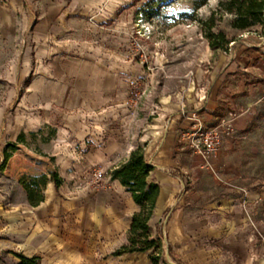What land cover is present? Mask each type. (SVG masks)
Masks as SVG:
<instances>
[{"label": "rangeland", "instance_id": "rangeland-1", "mask_svg": "<svg viewBox=\"0 0 264 264\" xmlns=\"http://www.w3.org/2000/svg\"><path fill=\"white\" fill-rule=\"evenodd\" d=\"M0 1L11 11L0 35V194L21 202L26 198L22 176L58 172L61 186L50 182L45 195L50 201V188H56L55 201L61 209L68 205L71 228L67 235L58 233L56 248L68 242L79 252L69 264H153V250L116 255L128 243V217L118 233L100 219V187L117 191L111 176L115 165L100 162V138L123 141V158L138 147L145 150L150 139L159 140L155 118L168 105L199 95L198 72L204 71L210 84L212 72L223 69L220 58L232 53V40L244 39L234 36L232 16H218L214 29L231 40L225 50L210 45L202 23L221 0H209L196 12L195 0H100V16L73 14L74 0ZM98 5L90 6L98 11ZM236 81L227 80L226 88ZM230 103L223 104V118L235 110ZM256 112L216 155L220 177L196 157L189 138L175 151L182 153L177 170L184 182L183 214L212 221L216 216L217 222L245 215L252 234L248 263L264 264V109ZM229 119L213 121L233 124ZM18 129L25 140L9 150L11 158L2 167L7 143L17 141ZM100 169L105 177L97 183L93 175ZM80 192L84 198L73 200ZM121 206V214L125 207L134 209L125 200ZM44 208L47 216L48 204ZM166 216H159L163 233ZM41 235V251L47 254V235ZM161 239L160 264H247V253L239 245L234 251L227 235L198 238L186 256ZM8 251L0 254V264L16 263L18 251Z\"/></svg>", "mask_w": 264, "mask_h": 264}, {"label": "crops", "instance_id": "crops-1", "mask_svg": "<svg viewBox=\"0 0 264 264\" xmlns=\"http://www.w3.org/2000/svg\"><path fill=\"white\" fill-rule=\"evenodd\" d=\"M94 2L99 4L98 11L90 6L94 5ZM1 8H4L5 11ZM9 10V8L3 7L0 1V35L7 29L8 19L5 17L11 12ZM71 12L86 15L95 13L100 16V0H74ZM3 15L4 18H2ZM234 30V36L244 39L234 38L232 40V53L219 60V64H223V69L220 72L215 70L212 72V76L208 77V82H210L208 85L204 71L202 73L198 72L199 95L196 94L193 99L182 98L175 104L168 105L166 112H162L155 118L161 127L162 136L157 141L150 139L144 143L146 159L154 166L149 180L155 181L161 186L154 215L150 220L153 235L161 238L165 237V240H168L167 247L177 245L182 256L187 255L185 251L188 250V246H193L198 238L205 236L218 240L224 235L230 238L234 251L237 250L239 245L241 252L245 251L244 254H246L248 252L249 235H252L245 215H240V217L226 215L225 222H217L216 216H214L215 220L212 221L213 218H194L191 214L186 217L183 214L185 204L182 189L184 182L177 170L179 156L182 153H176L175 151L182 144L184 138H189L191 141V134L197 124L196 121L187 116L191 111L198 112L202 123L207 128L221 124L214 122V118L224 120L231 117L229 120L234 121L235 130V128H246L256 115V111L264 109V25H257L245 30ZM17 78L18 73L12 77V80ZM233 78L238 80L234 88H232V85L226 88V81L233 80ZM2 91L3 89L0 86V95ZM231 91L233 93H230ZM236 94H240L238 98L235 97ZM240 100L244 102L245 106H241ZM230 101L235 110L229 112V117L225 115L223 118L220 115L224 114L223 104ZM238 101L240 104L237 103ZM22 132L24 131L18 129L14 135L18 138ZM232 139L233 135L231 134L225 139L223 147L231 144ZM100 141V162L115 165L112 168L127 161L132 153V151H129L128 154L124 155V158L122 157L123 141L118 142L114 139L105 141L104 138H100ZM119 150H121V153ZM119 157L122 160L119 164H116L117 161L114 160ZM196 157H201L200 160L211 168L213 175L220 177L216 156L209 160H205L200 154H197ZM114 182L117 184L116 192H109L106 189L107 186L100 187V200L103 203L102 205L100 203V219L104 223H111V231L118 233L121 230L122 218L128 217V228H130L131 218L139 208L131 193L121 184L120 180L115 179ZM55 196H57L56 188H50L51 200L48 201L46 198L44 202L35 207L28 203L27 198L18 202L3 193L0 194V254L12 249L28 257L40 256L42 264H69L72 263V260H77L79 252H73L74 247H71L70 243L65 242L60 249L56 248L58 233L60 237L63 234L67 235L71 227L68 221L69 218H67L68 205L65 204V209H61L58 205L60 201H55ZM82 198H84V195L80 192L78 196L75 195L73 200L78 201ZM122 200L129 204V208L133 204L134 209L132 212L127 211V207H125L123 214H121ZM53 202L54 204H52ZM46 204H48L47 216L44 213ZM216 207L222 208L221 205ZM58 210L62 213L60 216L57 214ZM227 213H229L228 210ZM163 214H167L164 219V233L161 230L163 222L159 219V216ZM45 226L48 228L46 229ZM41 232H43L44 238L47 235L49 247L47 254L41 251ZM249 256V253L245 256L247 264H249ZM15 258L17 260L15 264H19L20 258L18 256Z\"/></svg>", "mask_w": 264, "mask_h": 264}, {"label": "trees", "instance_id": "trees-1", "mask_svg": "<svg viewBox=\"0 0 264 264\" xmlns=\"http://www.w3.org/2000/svg\"><path fill=\"white\" fill-rule=\"evenodd\" d=\"M208 1L195 0L194 12L207 4ZM226 14L232 16L230 26L234 29L245 30L257 25H264V0H221L218 9L212 12L209 19L202 22L213 48L227 50L231 42L224 30L214 31L217 27L218 16L222 18ZM24 140L25 133L22 132L17 141L7 143L2 167L11 158L9 150L15 151L17 144ZM153 169L154 166L147 161L144 150L138 147L132 151L127 161L111 170L112 178L120 180L121 184L131 193L139 208L131 218V225L127 232L128 243L116 251V255L153 250L150 255L153 264H160V258L164 250L162 239L160 236L153 235V229L150 225L161 192L160 184L149 180ZM50 182H54L56 188L61 186L62 179L59 177L58 172L53 173L51 176L38 174L21 177L20 183L26 191V198L30 205L36 207L46 200L45 191ZM16 256L20 258L19 264H42L40 256L28 257L18 252Z\"/></svg>", "mask_w": 264, "mask_h": 264}, {"label": "built area", "instance_id": "built-area-1", "mask_svg": "<svg viewBox=\"0 0 264 264\" xmlns=\"http://www.w3.org/2000/svg\"><path fill=\"white\" fill-rule=\"evenodd\" d=\"M187 116L197 123L191 134V146L194 151L207 160L215 157L222 149L225 139L234 132V125L231 122H223L215 127L207 128L197 111H191ZM93 177L98 183L104 179L105 171L97 170Z\"/></svg>", "mask_w": 264, "mask_h": 264}]
</instances>
